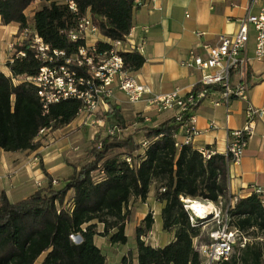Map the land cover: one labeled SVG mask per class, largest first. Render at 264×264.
I'll return each instance as SVG.
<instances>
[{
    "label": "trees",
    "instance_id": "16d2710c",
    "mask_svg": "<svg viewBox=\"0 0 264 264\" xmlns=\"http://www.w3.org/2000/svg\"><path fill=\"white\" fill-rule=\"evenodd\" d=\"M145 1L0 0L2 23L17 24L19 35L29 29L27 9L36 2L42 4L32 16V34L14 46L7 64L11 77L0 75V150L38 151L42 147L40 132L69 126L82 107L79 100L68 99L44 112L37 88L26 81L45 65L30 47L32 35L41 38L50 52L62 51L68 58L84 46L83 40L72 42L70 32L77 29L79 19L89 16L102 37L124 42L133 14ZM95 47L100 54L111 48L103 42ZM120 57L131 73L145 62L137 52H121ZM199 89L197 85L193 91ZM107 103L108 110L96 114L95 119L104 122L103 130L116 128L117 135L96 133L86 152L87 160L66 180L56 181L60 188H54V179L42 168L47 185L30 197L11 203L0 192V264H105L94 237H107L112 245H126L130 202L145 203L154 183L159 184L155 199L163 204L162 229L173 231L174 240L161 248L144 242L154 224L148 213L136 229V264L200 263L194 241L203 234L202 228L191 225L180 197L211 203L224 198L227 158L213 155L205 159L190 144L177 148L175 136L180 127L173 118L156 127H136L140 121L129 122L117 106L109 100ZM70 191L73 195L68 202ZM229 216L231 226L248 241L244 247L235 246L229 259L217 264H264L262 196L238 199ZM98 225L103 227L101 233L97 232ZM75 236L79 243L72 240ZM120 264L133 263L123 257Z\"/></svg>",
    "mask_w": 264,
    "mask_h": 264
},
{
    "label": "crops",
    "instance_id": "0c3cea01",
    "mask_svg": "<svg viewBox=\"0 0 264 264\" xmlns=\"http://www.w3.org/2000/svg\"><path fill=\"white\" fill-rule=\"evenodd\" d=\"M41 7L42 4L36 2L25 12L29 23V32H33L32 16ZM259 8V5L251 6L250 0H146L133 14L132 27L122 47L123 52H132L133 48V51L139 53L145 60L141 69L131 73L132 76L139 84L150 90L148 98L170 94L176 90L182 96L189 94L198 85L201 74L195 69L181 66V63L189 61L193 55H202L203 45H215L219 36L236 34L239 22L247 14H256ZM18 30L17 24L4 25L0 18V75L6 77H11L7 64L14 55V46L21 44L24 40L23 32L19 35ZM197 32L203 35L198 38L195 35ZM88 42L111 43L99 33L89 38ZM254 45V32L251 30L248 43V56L251 59L253 58ZM249 73L252 86L246 100L233 99L227 105L221 104L218 107L213 106L212 102L208 100L202 102L194 112L195 127L198 133L192 138L190 145L200 153L206 151L211 156L221 155L227 158L225 165L227 190L226 196L223 198L226 202L234 197L239 199L249 197L252 194V187H260L264 190V116L261 119H254V135L248 142L244 156L238 165L233 164L226 153L229 133L242 129L247 122L246 108L251 105L264 111V63L252 59ZM218 98V94L212 96L214 100ZM109 101L117 106L129 122L140 121L135 124L136 127H156L173 117L172 112L158 113L146 102L129 103L124 93L117 88L114 89ZM84 120L85 118L77 117L69 126L63 128L62 134L72 132L81 124L88 125V122ZM211 123L214 126H211ZM58 132L59 130L45 132L39 139L41 140V137L47 136V134L49 137L57 139L60 137L56 136ZM185 138L184 129L180 128L175 140L184 145ZM77 139L79 136L76 133H71L63 139L64 141H57L52 145L54 141L51 139L49 145H46L48 148L54 149L55 156L51 160L50 168L45 171L54 179L55 183L66 180L73 174L75 167L79 169L86 160L85 158L80 166L58 165L57 157H61L62 152L78 149L79 146H75L79 141ZM89 139L91 141L93 137L91 136ZM64 144L65 146H63ZM43 147L44 144L36 152L6 153L0 150V192H4L11 203L22 201L38 190L37 188L24 196L31 189L29 186L34 182L44 184L47 181L44 172L40 173V170L36 169V165L31 163L32 158L45 150ZM60 172L66 173L67 177L63 180L55 179V174ZM58 186L61 187V185ZM45 187L44 185L43 188ZM68 195L71 199L73 193L70 191ZM262 198L264 200V194ZM156 203L157 207L149 212L154 219V224L145 239H150V244L146 243L147 245L161 248L174 240V232L164 231L162 221H160V225L157 226L156 233H154L156 219L160 217L161 220L163 208V204ZM143 205L146 206L145 203ZM147 214L146 212L137 216L139 223L134 227L135 239L136 229L142 224ZM127 230L128 224L125 228L126 236ZM97 232L101 233L102 230L97 227ZM105 239L107 237L99 235L94 237V244L101 252L100 240ZM108 245L110 247L124 246L112 245L109 242ZM104 257L105 264H107L108 259L106 255ZM136 258L137 251L131 259L133 264H136Z\"/></svg>",
    "mask_w": 264,
    "mask_h": 264
},
{
    "label": "built area",
    "instance_id": "2783aa9c",
    "mask_svg": "<svg viewBox=\"0 0 264 264\" xmlns=\"http://www.w3.org/2000/svg\"><path fill=\"white\" fill-rule=\"evenodd\" d=\"M250 5H259V11L256 14H247L239 22L236 34L219 36L215 45H203L202 55H193L189 61L181 63V66L195 69L201 74L198 83L200 89L191 91L185 96L176 90L170 94L148 98L150 90L139 84L131 72L124 68L120 57V53L123 52V42H111L110 50L102 54L97 52L95 42H88L89 38L98 33L89 16L79 19L77 29L70 32V40L72 42L83 40L84 46L78 48L77 53L68 58L62 51L50 52L41 38L32 35L30 47L36 51V57L45 65L39 69L36 76L26 78V81L37 88V96L45 113L51 105L61 101L79 100L82 107L78 117L87 119L94 116L92 124L101 128L104 127V122L96 120L95 116L108 110L107 100L112 98L113 91L117 88L124 93L131 104L146 102L158 113L172 112L175 124L184 129L186 137L184 145L190 144L198 133L194 115L196 108L208 100L215 107L221 104L227 105L233 99L246 100L252 86L250 62L253 59L264 63V0H250ZM251 30L254 32L255 40L252 59L248 56ZM30 34L32 33L24 30V40ZM195 35L200 38L203 34L197 32ZM131 50L135 52L133 48ZM19 55L23 56L22 53ZM214 94H218L219 98L212 99ZM246 116L247 122L244 127L231 131L227 140L226 153L235 165L241 162L247 144L254 135V119H261L264 111L249 105L246 108ZM210 125L214 126L212 123ZM44 133V131L40 132L41 135ZM106 133L115 136L118 131L116 128H108ZM142 146L145 147L146 143L142 142ZM175 146L180 148L182 144L176 142ZM201 154L205 159L211 157L206 151H201ZM127 162L130 163V160L127 159ZM252 194L261 197L264 190L260 187H252ZM180 199L189 214L192 226H201L203 230L212 226V229L206 233L205 243L201 241L203 234L194 241L195 251L200 258L199 264H217L226 261L232 255L235 246L244 247L247 243L248 239L230 224L229 212L239 198H230L226 202L220 197L217 203L183 197ZM194 203L208 208L209 212L198 215L192 209Z\"/></svg>",
    "mask_w": 264,
    "mask_h": 264
},
{
    "label": "rangeland",
    "instance_id": "374dc122",
    "mask_svg": "<svg viewBox=\"0 0 264 264\" xmlns=\"http://www.w3.org/2000/svg\"><path fill=\"white\" fill-rule=\"evenodd\" d=\"M83 118V117H81ZM94 116H90L87 119H85L84 121L88 122V125H84L81 124L80 126H77L72 132H68L66 134H62V132H64L63 128L59 129V132L57 133L56 136H60L57 139H54L52 137H49V134H47V136L41 137V142L42 144H44L45 150L41 151L38 155H36L34 158H32V164L36 165V169H39L40 173L43 172L42 168H44V170L49 169L50 167V163L52 158H54L55 154H54V149L52 148H48V146H46L47 144L49 145V142L51 139H53L54 142H52V145H54L57 141H64L63 139H65L67 136H69L71 133L75 134L77 136H79V139H77V143L75 144V146H79L78 149H76V151H74L73 149L69 150V152L64 151L62 152L61 157H57V162L58 165L60 166L61 164H66L70 165L73 164L74 166H80L82 163V161H84V159L86 158L87 160V155L86 152L88 151L89 147H90V137L94 136L96 133L103 132L104 134L106 133V130H103L104 128H100L98 126H96L95 124H91V122L93 121ZM144 120V119H143ZM132 131L131 129H128V132ZM94 132H96L94 134ZM43 135V134H42ZM83 138V139H82ZM65 146V144L63 145ZM62 147V146H61ZM41 149V148H40ZM74 152V153H72ZM57 154V153H56ZM85 160V161H86ZM85 161L83 162V164L85 163ZM81 163V164H80ZM42 166V167H41ZM76 168V167H75ZM97 177L99 176L97 173L95 174ZM55 179H65L67 177L66 173H59V174H55ZM47 185V181H45V183H41V182H34L32 185H30L29 187L31 188L27 193L24 194V196L28 195L29 193H31L33 190L35 189H40L43 188V186ZM159 184L158 183H154L151 185L150 190H149V194L147 196V198H149L148 200L145 201V205H143V202L141 201H137V200H131L130 202V216H129V221H128V230H127V236H128V242L126 245L124 246H115V247H110L108 245V238L105 240H100V247L102 248V253L103 255H106V258L108 259L107 264H119L121 261L122 256H127L129 259L133 258V255L136 253V239L134 238V227L139 223V216L141 213H149L152 209H155V207H157V201L155 199V194H156V190L158 188ZM54 188L58 189L60 188V186H58L57 184H54ZM70 196H67V201L69 202ZM156 201V202H155ZM160 217H157L156 219V224L154 227V233H156V228L157 226L160 225ZM99 230H102V226H98ZM212 229V226H208L207 228H205L204 230L202 229L203 235L201 238V241L203 243H205L207 241V235L206 233L208 231H210ZM162 234H166V233H162ZM72 240L75 243H79L80 242V238L78 236L72 237ZM143 240L145 243L150 244V239H145V237H143ZM263 244V248H264V240L262 241Z\"/></svg>",
    "mask_w": 264,
    "mask_h": 264
},
{
    "label": "bare ground",
    "instance_id": "6f19581e",
    "mask_svg": "<svg viewBox=\"0 0 264 264\" xmlns=\"http://www.w3.org/2000/svg\"><path fill=\"white\" fill-rule=\"evenodd\" d=\"M192 209L198 214V215H203L205 213H208L209 212V209L202 206L201 204L199 203H194L192 205Z\"/></svg>",
    "mask_w": 264,
    "mask_h": 264
}]
</instances>
